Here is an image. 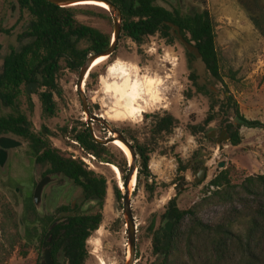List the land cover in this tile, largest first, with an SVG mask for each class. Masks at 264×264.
Segmentation results:
<instances>
[{
    "label": "rangeland",
    "instance_id": "rangeland-1",
    "mask_svg": "<svg viewBox=\"0 0 264 264\" xmlns=\"http://www.w3.org/2000/svg\"><path fill=\"white\" fill-rule=\"evenodd\" d=\"M179 1L157 0L159 4L169 9L179 7L186 12L197 10L209 12L214 22L219 70L223 82L214 79L200 59L190 58L184 46L177 40L168 43L161 35L154 34L148 36L141 45H137L120 35L114 54L93 66L91 72L94 75L87 77L83 85L92 113L101 116L106 122L105 125L97 119L88 121L75 88L78 75L67 69L57 77L60 94L54 95L56 101L54 115L45 116L41 110L37 93L44 91L45 87L38 86L36 92L31 95L32 107L27 96H22L19 101L21 110L27 114L34 130L37 132L41 129L49 130L46 136L49 143L65 156L76 155L77 161L82 164L84 162L79 156L87 154L81 149V145H74L75 138L69 131L74 126L83 129L88 122L98 138L111 136L109 130L125 129L126 132L123 134L132 144L137 141L146 144L150 149L149 167L157 186L150 195L144 189V181L137 183L135 180L130 193L136 226L134 264H155L158 259L152 250L149 224L154 218L155 228L163 227L164 219L161 218V214L170 198L177 196L180 208L196 205L199 218L211 226L227 225L230 217L235 215L234 211L249 212L248 208L256 204V197L242 193V200H237L233 207L211 200L207 198L210 193L206 191L209 180L224 168H230L232 181L238 184L247 176L264 173L263 128L242 126L239 129L241 141L238 145L230 143L228 132L229 140L216 144V139L226 129V123L233 121L228 108L225 107L226 94L230 93L233 96L239 111L246 118L264 123V34L253 23L254 17L264 20V0ZM83 9L88 10L87 7ZM78 19L104 31H113V23L107 20L87 15H78ZM28 20L29 16L26 13L20 17L13 0H0V72L5 55L11 50L19 49L29 40L24 34ZM116 61L120 63L116 71H119L121 66L141 81L152 78V90L158 92V102L135 120L108 117L115 107L116 96L112 91L108 92L105 89V83L113 84L121 81V78L119 74L116 75L118 78L108 76L106 69L109 63H117ZM190 66L201 90H197L189 78ZM228 69L235 73L234 79L227 76ZM188 93L189 96L186 95ZM212 102L216 103L215 115L209 123L204 124ZM95 104L99 105L98 110L93 108ZM9 112L11 108L0 106V114ZM164 113L173 115L178 122L169 134L153 135L150 130L154 116ZM66 124L68 132H61L60 128ZM196 125L203 126L198 130L189 127ZM212 129L215 130V136L208 139L206 135ZM7 135L16 138V135ZM106 146L109 155L113 156L115 161H119L120 155L124 152L113 143ZM220 162H224L223 167H218ZM90 163L92 166L88 170L106 178L107 193L102 208L101 224L87 240L88 257L85 264H125L129 245L122 198L117 199L113 193V184L115 182L121 185L122 174L117 175L109 164L97 157ZM187 164H190L188 168ZM202 164L207 167L206 178L200 183H195L194 171ZM46 168L45 164H38L33 160L27 144L23 143L20 147L10 150L5 170H0V207L2 202H7L16 213V218H20L18 231L21 235L26 233L22 220L24 216L28 221H35L33 224L35 230L30 227V234L38 235L41 227L35 220L36 215H52L63 220L64 215L56 212L61 205L76 203L83 207V210L92 208V204L84 203L80 189L70 180H66V185L59 186V180L56 178L54 184H48L44 188L40 208L36 209L34 206V212L29 209L26 213L23 200L30 196L32 201L35 180L40 178ZM245 221L246 216L241 223L233 225L232 230L236 236L223 242L225 248L222 257L216 259L212 255L208 259L210 249L204 240L200 245L203 250L195 253L191 259L185 260V264H264V229L259 226L260 228L253 233H249ZM6 231L13 232L11 224H6ZM31 235L28 237L32 245L25 257L14 250L9 258H5L2 252L0 264H39L45 246H41L38 239ZM1 236L0 232V238ZM3 248L7 250L6 243ZM59 260H62L61 252Z\"/></svg>",
    "mask_w": 264,
    "mask_h": 264
},
{
    "label": "trees",
    "instance_id": "trees-1",
    "mask_svg": "<svg viewBox=\"0 0 264 264\" xmlns=\"http://www.w3.org/2000/svg\"><path fill=\"white\" fill-rule=\"evenodd\" d=\"M18 8L20 17L28 14L29 20L24 34L29 40L19 49L11 50L3 58L0 72V106L11 108V112L0 114V134H13L28 141L30 152L38 162L49 164V171L61 172L82 188V194L86 199L95 202L89 210H81L78 204L73 206H61L56 212L65 215L64 220L58 223L53 216L36 215V222L41 230L38 235L30 234V227L35 230L34 222L22 218L25 223L23 235L18 231L20 220L7 202H2L0 207V255L4 252L5 258H9L14 250L22 256H26L32 241L28 235L35 236L41 246L50 248L54 264H85L88 257L87 240L101 224L102 208L107 193V180L101 175L83 167V164L73 160L56 147L52 146L45 135L33 128L27 114L19 106L22 96L26 97L25 86L41 76L40 85L45 90L39 95L43 115L52 116L56 110L54 94L59 95L57 77L64 70L79 74V70L86 58L97 52L105 50L111 43L112 32L104 31L93 25L84 23L78 19V15L98 17L112 22L109 12L97 5L81 4L60 7L48 0H13ZM115 4L121 12L120 35L141 45L148 36L159 34L168 43L179 41L171 32V27L166 22H172L179 26L182 36L193 42L198 48L200 57L187 51L186 54L192 59H200L209 70L214 79L223 82L219 67V54L215 42L214 22L207 10L186 12L179 7L172 9L159 4L157 0H108ZM91 5V6H83ZM87 7L88 10H84ZM256 27L264 34V20L253 18ZM114 54V53H113ZM112 54V55H113ZM111 55V56H112ZM110 56V57H111ZM94 74L90 71L88 77ZM230 79L235 78V73L227 70ZM189 78L197 90H201L197 84L196 75L190 66ZM55 91V93H53ZM191 91V90H190ZM208 91V90H207ZM209 92V91H208ZM187 96L190 93L186 94ZM229 115L233 121L226 123V129L230 136V143L238 145L241 141L240 127L263 128L264 123L259 120H250L240 111L229 93L225 95ZM216 103L210 104L204 124L209 123L214 115ZM178 120L169 113L154 116L151 132L153 135L169 134L176 126ZM203 125L189 126L198 130ZM68 125L60 128L61 132L67 133ZM119 130V129H118ZM46 131H49L46 129ZM125 133V129L119 130ZM73 138L87 151L92 152L98 159L107 164H114L125 179L128 173L127 156L122 153L119 161H115L109 155L106 145L97 143L90 134L89 127L77 129L75 126L69 131ZM137 155L136 181H144V189L150 195L153 194L157 184L149 167L150 149L146 144L136 141L133 144ZM122 151V150H121ZM127 158H126V157ZM123 182V181H122ZM115 182L113 193L117 199L122 198L121 190ZM207 198L230 204L232 207L237 200L241 201V194L246 193L256 197V204L250 207L249 212H235L230 217L227 225L211 226L203 222L197 215V206L180 208L177 204V196L167 202L161 218L173 223L171 232L163 238V227L155 228V219L149 224L153 253L157 255L155 264H185V260L191 259L195 253L203 250L200 247L204 240L209 246V259L212 255L219 259L224 252V243L236 236L232 230L233 225L241 223L246 216L245 224L249 233L256 229H264V173L250 175L238 184L232 181L230 168H224L214 175L207 184ZM24 210L35 211L30 196L24 200ZM245 215V216H244ZM12 226L13 232L6 231V224ZM35 233V232H34ZM51 236L48 242L47 238ZM224 242V243H223ZM4 243L8 247H4ZM59 251L62 260H59ZM214 261H218L215 260ZM37 264V263H36Z\"/></svg>",
    "mask_w": 264,
    "mask_h": 264
},
{
    "label": "water",
    "instance_id": "water-1",
    "mask_svg": "<svg viewBox=\"0 0 264 264\" xmlns=\"http://www.w3.org/2000/svg\"><path fill=\"white\" fill-rule=\"evenodd\" d=\"M48 1L60 7H65V6L81 5L80 2L88 1V0H48ZM94 1L103 2L107 5L106 10L109 12L111 19H112V23H113L112 39H111L110 45L105 50L101 52L93 53L86 58V60L84 61V63L82 64L79 70L75 88L78 92L81 106L83 110L85 111V113L87 114L88 121L90 119H97L100 122H102V124L105 125L106 122L104 121V119L101 116H97L96 114H93L92 111L90 110L88 99L83 89V85L85 84V80L87 79L89 72L92 70L94 61L102 56L109 58L115 52L117 44H118V40L120 37V32H121L122 16H121L120 9L115 4L111 3L110 1L108 0H94ZM166 23L168 26L171 27L172 34L179 40V42L184 46V48L187 51L194 53V55L197 58H199L200 53L198 51V48L194 45L193 42H188L182 36L179 26L172 22H166ZM36 86H37V82L29 83L26 86V93L30 94L31 91L36 88ZM30 105L31 107L33 106L31 100H30ZM93 107L94 109H97V110L99 109L98 104H95ZM87 126L89 127L90 134L93 136V138L95 139L97 143H100L102 145H107L109 143H112L115 139H118L123 144H125V146L128 148L130 152V159L128 160L129 161L128 162V167H129L128 173L126 174L125 179L122 180L124 191L121 190L120 186L118 187L122 191L121 192L122 193V209H123V213L125 216V225L127 229V239H128V245H129L128 259L125 262V264H134L136 226H135L134 217L132 214L130 192L128 190V185H129V182L132 176L137 171V155L135 153L132 142H130L122 132L118 130H109L111 133V136H106L104 138H98L94 135V132L89 122ZM206 136L208 139H211L212 137L215 136V130L213 129L210 130ZM227 140H229V136L227 135L226 129H224L222 133L219 135V137L216 139V144L219 145L223 141H227ZM20 144L21 143L19 141L11 137L0 136V170L1 171L5 170V165L8 160L9 149L17 147ZM223 166H224V162H220L218 165V167H223ZM186 167L183 168V170H185ZM206 171H207L206 165L202 164L199 167V169L194 172L195 173L194 182L200 183L201 181H203L206 178ZM54 179H55L54 176L46 175L43 178H41L39 181H37L35 188L33 189V193H32L33 205L35 206L36 209L40 208L41 200H42V193H43L45 186L47 185V183H49L50 181ZM17 190L18 189L16 188L15 191ZM92 203L94 204L95 202L93 201ZM20 224H21V221H20ZM172 225L173 223L171 221L166 220V219L163 220V231H162L163 238H165L166 233L171 232ZM39 264H54L53 259L51 257L50 248L48 246L44 248L43 257L40 260Z\"/></svg>",
    "mask_w": 264,
    "mask_h": 264
},
{
    "label": "bare ground",
    "instance_id": "bare-ground-1",
    "mask_svg": "<svg viewBox=\"0 0 264 264\" xmlns=\"http://www.w3.org/2000/svg\"><path fill=\"white\" fill-rule=\"evenodd\" d=\"M80 4H93L100 6L104 9L107 8V5L105 3L94 0L83 1L80 2ZM106 59L107 58L104 56L99 57L94 61L93 66H95L100 62L105 61ZM119 64H120L119 62L109 63L106 69L108 76L118 78V76L116 75L119 74L120 75L119 78H121V81L119 80V82H114L113 84H111L110 82H109L110 84L105 83V89L108 90V92L112 91L114 96H116L115 107L113 108V111H110L112 113H110L108 117L112 116L115 119L135 120L139 116L143 115V113H146L149 109H151L155 105L156 102H158L159 99L158 92L157 90L155 91L152 90V84H153L152 78H146L144 81H141L139 78L134 77L133 74L131 75L125 67H121V66L119 68L120 70L116 71V69H118L117 65ZM121 65L123 64L121 63ZM148 95L150 97H147ZM112 143L115 144L116 147H118L120 150H122L125 153V155L130 159V152L128 148L125 146V144H123L118 139H115ZM109 166L114 172L117 173V175H119L120 172L116 165L109 164ZM135 180H136V172L132 176L128 185V190L130 193H131V189L134 186ZM120 188L123 189L122 191H124L123 182L121 183Z\"/></svg>",
    "mask_w": 264,
    "mask_h": 264
},
{
    "label": "flooded vegetation",
    "instance_id": "flooded-vegetation-1",
    "mask_svg": "<svg viewBox=\"0 0 264 264\" xmlns=\"http://www.w3.org/2000/svg\"><path fill=\"white\" fill-rule=\"evenodd\" d=\"M178 2H180L179 0H177ZM40 80H41V76L38 74L37 76H36V80H34V81H31V82H37V86H36V88L34 89V90H32L31 91V93L30 94H27L26 93V86L29 84V83H31V82H29L26 86H25V94H26V96L28 97V101H29V104H30V100L32 101V99H31V95L32 94H34L35 92H36V90H37V88H38V86H40V87H45V86H42V85H40ZM46 88V87H45ZM45 90H48V88H46ZM44 90V91H45ZM44 91H41V92H38L37 93V95H38V99H39V95L42 93V92H44ZM53 93H55V91H53ZM55 95V94H54ZM57 95V94H56ZM39 101H40V99H39ZM33 104V103H32ZM40 105H41V103H40ZM3 106V105H2ZM6 107V106H5ZM30 107H31V105H30ZM89 107H90V105H89ZM94 108V107H93ZM90 110H91V108H90ZM43 135H45V136H48V133L50 132V131H46V130H43V129H41V130H39ZM8 133H5V134H0V136H8V137H11V138H13V139H15V140H17V141H19L21 144L19 145V146H17V147H14V148H11V149H9V151H8V155H9V153H10V150H12V149H15V148H18V147H20L23 143H26L27 144V147H28V151H29V153H30V156L31 157H33V160L36 162V163H40V164H45L46 166H47V168H46V170L42 173V175L40 176V178H38L37 180H35V184H34V187H33V189L35 188V185H36V183H37V181H39L41 178H43L44 176H46V175H50V176H54L55 177V179L56 178H58V180H59V183H58V185L59 186H64V185H66V183L65 182H67L66 180H70L75 186H77L79 189H80V191H81V194H82V188L78 185V184H76V183H74L73 181H72V179H70L69 177H67L66 175H64V174H62L61 172H53V171H49V164H47L45 161L44 162H38V161H36L35 160V157L34 156H32V154H31V152H30V148H29V145H28V141L26 140V139H24V138H22V137H20V136H16V138H14V137H12V136H10V135H7ZM15 136V135H14ZM17 138H19V139H17ZM128 139V138H127ZM76 140V139H75ZM77 141V140H76ZM130 141V140H129ZM131 142V141H130ZM188 166H190V164L188 165L187 164V168H188ZM196 171V170H195ZM194 171V172H195ZM55 179L54 180H52V181H50L49 183H47V185L48 184H54L53 183V181H55ZM57 180V181H58ZM52 182V183H51ZM46 185V186H47ZM45 186V187H46ZM32 193H33V190H32ZM82 199L84 200V203H87V204H92V206L95 204H93L92 202H93V200H91V199H86L85 197H84V195L82 194ZM32 204H33V200H32ZM76 204V203H75ZM68 205H70V206H73L71 203H68V204H66V205H61V206H68ZM34 206V205H33ZM60 206V207H61ZM81 207V206H80ZM59 208V207H58ZM57 208V209H58ZM83 208V207H82ZM81 208V210H83ZM56 209V210H57ZM85 210V209H84ZM64 217H65V215H64ZM63 217V218H64ZM62 219V218H61ZM53 220H55V222H59V221H62V220H60V217L59 218H55V217H53ZM64 220V219H63ZM48 238H50V239H48ZM47 238V241L49 242L50 240H51V236H49ZM46 247V246H45ZM44 250V249H43ZM51 253V252H50ZM59 253H60V251H59Z\"/></svg>",
    "mask_w": 264,
    "mask_h": 264
},
{
    "label": "built area",
    "instance_id": "built-area-1",
    "mask_svg": "<svg viewBox=\"0 0 264 264\" xmlns=\"http://www.w3.org/2000/svg\"><path fill=\"white\" fill-rule=\"evenodd\" d=\"M73 143H74V145H80L76 140H73ZM81 149L86 152L87 156H79V157L84 162L83 167L85 169L87 167V170H88L92 166L90 161L95 160L96 156L92 152L85 150L82 146H81ZM70 158L73 159V160H77V156L76 155H71Z\"/></svg>",
    "mask_w": 264,
    "mask_h": 264
}]
</instances>
